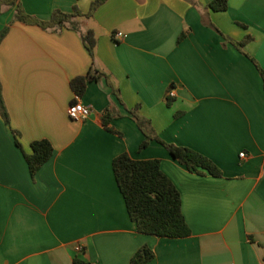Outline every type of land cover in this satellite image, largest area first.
<instances>
[{
  "label": "crops",
  "instance_id": "obj_1",
  "mask_svg": "<svg viewBox=\"0 0 264 264\" xmlns=\"http://www.w3.org/2000/svg\"><path fill=\"white\" fill-rule=\"evenodd\" d=\"M93 1L0 6V264H130L143 246L155 253L149 264H264V81L251 60L264 67V0H229L219 12L214 0H107L79 30L14 19L18 5L48 21L57 10L85 15ZM93 67L102 76L78 98L92 112L71 120L70 83ZM108 108L119 115L113 131ZM135 109L157 138L203 155L221 176L189 171L155 140L141 149ZM40 140L54 152L32 176L24 154ZM123 153L160 161L189 237L137 231L113 173Z\"/></svg>",
  "mask_w": 264,
  "mask_h": 264
},
{
  "label": "trees",
  "instance_id": "obj_2",
  "mask_svg": "<svg viewBox=\"0 0 264 264\" xmlns=\"http://www.w3.org/2000/svg\"><path fill=\"white\" fill-rule=\"evenodd\" d=\"M107 0H94L87 14H81L77 9L72 13H64L59 10L54 11L50 20L41 21L24 11L18 5L14 15L15 21L25 24H37L44 29H61L69 27L79 30L80 18H90L92 14L102 6ZM229 0H214L209 4V8L215 12L225 11ZM16 0H0L1 5L13 7ZM82 41L89 54L94 57L96 38L92 30L79 31ZM6 30L0 31V41ZM184 35L179 38V42ZM247 37L236 46L243 48L249 41ZM257 67L264 81V67L251 58ZM94 66V65H93ZM94 67L85 76L74 78L70 87L77 98H82L90 81H97L101 78ZM0 108L4 119L8 122L2 98L0 96ZM139 129L145 136L140 148H146L153 140L162 144L173 157L174 160L185 166L189 171L198 174L209 173L213 176H221L218 167L203 155L184 147L167 144L157 138L151 128L149 120L138 114V109L131 112ZM110 108L103 113V125L109 130L111 121L118 117ZM20 147L19 142H16ZM32 153L24 154L28 164L30 174L34 176L36 172L50 160L53 155V147L47 140L35 141L31 145ZM113 173L119 191L125 201V206L131 221L136 225L137 231L141 234L162 238H185L191 235V230L182 212L181 194L173 182L161 170L159 160H134L127 153L117 156L112 163ZM155 258V253L148 246H143L132 257L130 264H149ZM74 264H90L85 260L75 257Z\"/></svg>",
  "mask_w": 264,
  "mask_h": 264
},
{
  "label": "built area",
  "instance_id": "obj_3",
  "mask_svg": "<svg viewBox=\"0 0 264 264\" xmlns=\"http://www.w3.org/2000/svg\"><path fill=\"white\" fill-rule=\"evenodd\" d=\"M115 36L121 37L122 34L117 33ZM169 97H171V98L175 97V91L173 89L170 91ZM91 112H92L91 108L84 105L82 102H80V100L77 97L75 98V100L71 103V105L67 109V114H68L69 118L71 120H74V121L86 120L90 116ZM240 157L245 158L246 154L242 152L240 154ZM81 250H82L81 246L76 247V251H81Z\"/></svg>",
  "mask_w": 264,
  "mask_h": 264
}]
</instances>
